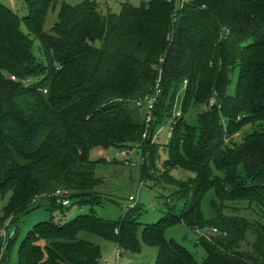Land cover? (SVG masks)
Returning <instances> with one entry per match:
<instances>
[{
  "label": "trees",
  "instance_id": "16d2710c",
  "mask_svg": "<svg viewBox=\"0 0 264 264\" xmlns=\"http://www.w3.org/2000/svg\"><path fill=\"white\" fill-rule=\"evenodd\" d=\"M19 1L24 16L0 0V197L9 194L0 226L41 198L60 219L35 224L19 242L15 264H99V246L80 239V232L130 251L139 250L140 233L157 249L154 264H264V221L224 215L213 201V215L201 211L212 190L217 201H244L264 216V0H186L182 6L181 0H149L124 3L117 14L101 12L97 0L63 2L52 34L43 24L57 0ZM35 40L41 59L33 53ZM181 90L183 115L213 103L195 126L183 116L175 120L164 170L156 175L152 131L171 118ZM150 96L146 124L136 103ZM248 125L253 129L237 138ZM95 147L139 148L141 181L156 183L160 176L175 185L179 214L169 207L143 228L136 204L116 221L95 215L102 183L98 161L89 156ZM176 168L193 176L176 180L168 173ZM71 205L90 209L61 222ZM176 224L217 229L196 242L205 251L201 262L166 239L165 229ZM15 243L0 235V263Z\"/></svg>",
  "mask_w": 264,
  "mask_h": 264
},
{
  "label": "rangeland",
  "instance_id": "374dc122",
  "mask_svg": "<svg viewBox=\"0 0 264 264\" xmlns=\"http://www.w3.org/2000/svg\"><path fill=\"white\" fill-rule=\"evenodd\" d=\"M80 1L81 0H57L56 7L54 9H50L46 14L43 24L44 32L52 34V27L57 21V13L61 3L65 2L74 5ZM148 1L149 0H105L101 2L98 1V6L101 12H106L108 9V11L117 14L121 9V5L124 3L139 6L142 2L146 3ZM2 3L20 16L27 14V9L22 1L2 0ZM178 5L179 3L177 6ZM21 30L27 34L24 26H21ZM29 37L32 38L31 35H29ZM33 46L34 55L36 58L41 59L37 40L34 41ZM230 78L231 85L228 92L233 93L237 79V69L233 72ZM185 85L186 82L183 83V86ZM182 90L178 93L171 118L162 124L155 126L152 131L151 143L157 144L156 149L158 154L156 171H154L156 175L162 174V171L164 170L161 163L167 158L166 146L169 142L171 127L172 124L175 123V120L183 116L187 124L195 126L197 124V115L206 111L213 103V100L211 99L208 104L191 106L183 115L180 110ZM147 103V100H145L140 107V114L144 118L147 113H149L150 116L152 115V109L149 110ZM252 129L253 126H245L237 138L242 136L244 133H249ZM149 132L148 128L144 134L146 138L147 136L149 137ZM128 149L131 150L130 155L127 157L128 165L124 164L126 158L123 153L125 152V149H117L114 147L103 149L95 147L90 150V159L98 161L95 166V174L102 180L101 185L97 188V195L101 197V204L95 205L92 208L95 215L102 219L111 221L121 219V217L128 210L127 206L131 204L128 202V198L130 196L136 199L135 204L139 206L141 210L140 214L136 217L137 221L141 224V228L146 225L156 223L161 218L168 215L169 207L175 214H179V210L182 209V205L181 201H179L176 197L175 192L177 187L173 184H166L165 181H161L160 176H156L158 179L156 183L152 181L142 182L140 175V163L142 159L141 152L137 147ZM168 173L174 179L181 181L193 176L190 172L179 168L168 171ZM8 198L9 194L0 197V209L7 203ZM211 201L214 202L215 210L220 211V213L224 215L243 217L248 220L264 221V216L262 217L261 213L253 204H249L244 201L221 203L214 199L212 190L206 194L201 204V211L205 217L213 215ZM47 207L48 202L45 199H38L32 204L31 211L23 214L13 223H9V220H5L3 222L2 226H0V235L3 238V242L7 243V240L12 237L16 239V243L7 260L1 262L0 264H15L19 242L35 224L47 221L51 216L55 222L59 221L60 217L58 212L51 213ZM89 209L90 206L88 205L81 208L77 205H71L61 222L69 221L78 214L87 213ZM6 225H9V227L6 228ZM199 231L205 234L209 233V229H193L183 224L170 226L165 229L164 233L166 239L173 240L177 244L183 246L193 255L196 261L201 262L205 258V251L199 244L196 243L199 238H201V232ZM78 237L99 246L101 251L99 264H154L156 259L157 249L144 244L141 241L140 233L138 234L140 246L138 251L123 249L114 242L103 240L102 238L87 232H80ZM245 247V244L242 245V248Z\"/></svg>",
  "mask_w": 264,
  "mask_h": 264
},
{
  "label": "built area",
  "instance_id": "2783aa9c",
  "mask_svg": "<svg viewBox=\"0 0 264 264\" xmlns=\"http://www.w3.org/2000/svg\"><path fill=\"white\" fill-rule=\"evenodd\" d=\"M97 1H105V0H97ZM186 0H181V2H180V6H182L183 5V3L185 2ZM11 79H15L14 77H11ZM45 92V91H44ZM158 93V91H156V94ZM145 100H147V104H148V108H149V110H151L152 109V104H153V102H154V100H155V96H150V97H146L144 100H142V101H139V102H137L136 103V106H139V107H141L142 106V104H143V102L145 101ZM150 119H151V116H150V114L149 113H147V115H146V117H145V122H146V124H148L149 123V121H150ZM130 153H131V150H129V149H125V152L123 153V155H124V157L126 158L125 159V161H124V164L125 165H128V160H127V157L130 155ZM67 191H57L56 192V195L57 196H65V195H67ZM135 198L134 197H132V196H130L129 198H128V202L129 203H131V204H129L128 206H127V208L128 207H133L134 206V204H135ZM59 201L61 202V204L63 205V206H66V205H68L69 204V201H68V199L67 198H59ZM199 232H201V231H199ZM209 232L210 233H212V234H215V233H217V229L216 228H210L209 229ZM209 233V234H210ZM201 234V237H204V238H206V239H209V234H205V233H203V232H201L200 233Z\"/></svg>",
  "mask_w": 264,
  "mask_h": 264
}]
</instances>
